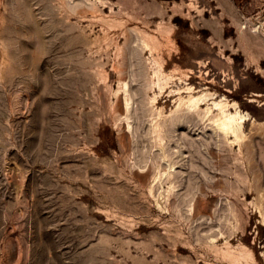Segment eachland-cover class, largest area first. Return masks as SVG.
I'll return each instance as SVG.
<instances>
[{"label":"rangeland","instance_id":"374dc122","mask_svg":"<svg viewBox=\"0 0 264 264\" xmlns=\"http://www.w3.org/2000/svg\"><path fill=\"white\" fill-rule=\"evenodd\" d=\"M0 264H264V0H0Z\"/></svg>","mask_w":264,"mask_h":264},{"label":"bare ground","instance_id":"6f19581e","mask_svg":"<svg viewBox=\"0 0 264 264\" xmlns=\"http://www.w3.org/2000/svg\"><path fill=\"white\" fill-rule=\"evenodd\" d=\"M167 83V82H166ZM165 84V83H164ZM190 87V86H189ZM188 87V88H189ZM161 89V88H160ZM192 89H193V87H192ZM190 90V89H189ZM193 91V90H192ZM204 95H206L207 97H208V94H204ZM203 95V96H204ZM201 96V95H200ZM200 96H197V98H194V97H191L192 99H190V106H189V104H188V106H187V104L186 103H184V104H186L185 105V107L187 106V107H189L188 109H189V111L188 112H190V110H193V113H194V109L199 105V104H202V102H203V100H205L202 96L200 97ZM205 96V97H206ZM166 97V96H165ZM190 98V97H189ZM182 99V98H181ZM180 99V100H181ZM187 100H189V99H187ZM186 100V101H187ZM183 101V100H182ZM181 101V102H182ZM184 102V101H183ZM189 102H187V103H189ZM179 104V103H178ZM223 104V103H222ZM221 104V105H222ZM180 105V104H179ZM178 105V106H179ZM182 105V104H181ZM214 105H216V106H219V103H216V104H214ZM220 105V106H221ZM231 105H233L235 108H236V111H235V113H232V112H229L228 111V109H224V108H222L221 109V112H222V116L223 117H221L222 118V120L221 121H219V122H216V121H214V123L216 122V124H218V126L216 125V128L218 127V130H220L223 134H225V135H227V136H234V137H236V140L238 141V139L237 138H239V136H242L243 135V132H242V126H243V121L244 120H246L245 119V115H243L242 113H241V111H239L237 108V103H233V104H231ZM223 106H225V105H223ZM233 106H232V108H233ZM184 107V106H183ZM182 107V108H183ZM181 108V107H180ZM179 108V109H180ZM192 108H194V109H192ZM197 109L198 108H196V112H197ZM199 111H200V109H198ZM220 110V109H219ZM184 112L186 111V110H183ZM198 111V112H199ZM180 112H182V111H180ZM187 112V111H186ZM175 113H176V111H175ZM173 114V113H172ZM182 115H183V117H184V114H182V113H178L177 114V116L176 117H174V121L176 120V121H178L179 123H180V121L182 120ZM194 115V114H193ZM187 116V115H186ZM190 116H191V113H190ZM173 117H171L172 119H173ZM198 117V116H197ZM170 118V117H169ZM168 118V119H169ZM185 118V117H184ZM220 118V119H221ZM167 119V120H168ZM171 119V120H172ZM219 119V118H218ZM218 119H216L217 121H218ZM170 120V119H169ZM184 120V119H183ZM191 121V120H190ZM184 122V121H183ZM166 123V122H165ZM168 123V122H167ZM179 123H176V125L177 124H179ZM213 123V124H214ZM172 124H175V123H172ZM171 124V125H172ZM210 124V123H209ZM163 126H164V122H163ZM165 128V127H164ZM216 128H214L215 129V131L217 130ZM166 131V130H165ZM217 132V131H216ZM220 132V133H221ZM165 133H167V132H165ZM218 133H219V131H218ZM220 135H222V134H220ZM219 135V136H220ZM223 136L224 135H222V136H220V137H222L223 138ZM226 136V137H227ZM225 140H226V138H225ZM239 140H240V138H239ZM141 167V166H140ZM146 171V170H145ZM139 175V174H138ZM138 178V177H137ZM138 180H140V178L138 179Z\"/></svg>","mask_w":264,"mask_h":264}]
</instances>
